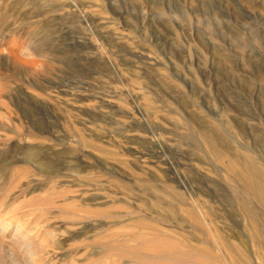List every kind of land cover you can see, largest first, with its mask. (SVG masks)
I'll use <instances>...</instances> for the list:
<instances>
[{
	"label": "rangeland",
	"instance_id": "obj_1",
	"mask_svg": "<svg viewBox=\"0 0 264 264\" xmlns=\"http://www.w3.org/2000/svg\"><path fill=\"white\" fill-rule=\"evenodd\" d=\"M212 143L264 180V0H0V217L46 263L264 264Z\"/></svg>",
	"mask_w": 264,
	"mask_h": 264
},
{
	"label": "bare ground",
	"instance_id": "obj_2",
	"mask_svg": "<svg viewBox=\"0 0 264 264\" xmlns=\"http://www.w3.org/2000/svg\"><path fill=\"white\" fill-rule=\"evenodd\" d=\"M31 136L36 139L43 138L39 134H32ZM210 149L214 156H216L218 159H221L223 157L226 158V165L228 167H233L235 171H238L239 176L242 179L244 189L250 194L254 195L262 204H264V180L260 179L256 175L252 167L249 165H243L235 157H233V155H230L228 151L217 148L214 143H212V145L210 144ZM37 163L39 164L40 161H38ZM6 165L7 167L12 166L13 162L6 163ZM41 172L42 170L38 169L36 170L34 175L39 174ZM43 173L48 175L52 174L53 171H43ZM33 182V179H29L26 183L30 185L31 183L33 184ZM35 186L36 185L31 187V190H35ZM155 190L163 195L170 196V193L165 191L162 187H155ZM38 200L39 198L35 196L31 197L28 202L29 204L38 205ZM178 209L182 210V206H178ZM2 211L3 209L2 207H0V214H2ZM29 216L30 215H24L23 219L25 222L23 221L21 225H11L10 222L6 220V217H0V254L3 256V262H5V264H52L50 263V261L46 263L47 261L44 260V258L47 257L48 252L43 250L42 243L39 239L40 237L42 238V236H44L43 234L45 233V230L42 231V227H40L41 220H39V218H35L34 216L32 218ZM247 228L253 236L254 240H256L259 235V229L249 224H247ZM10 231L13 232L10 234ZM158 233H160L159 235L164 236L163 233ZM47 235L51 237L53 236L52 239L59 238V235L58 233H56V231H47L45 236ZM63 239L64 238L61 237V240ZM149 242L150 241L145 240L143 243L149 245ZM52 243L57 244L58 242L52 240ZM218 245L224 248L228 252L229 256L233 258H237V255H239V253L241 252L240 247H238L240 245L235 246L236 248L233 249V246L228 241V239H220ZM185 247L189 251H192L195 248V246L189 242H187V245ZM255 249V253L260 256V258H264V249L260 248L257 243L255 244ZM128 253L129 255H134L136 254V250L133 248L129 250Z\"/></svg>",
	"mask_w": 264,
	"mask_h": 264
}]
</instances>
